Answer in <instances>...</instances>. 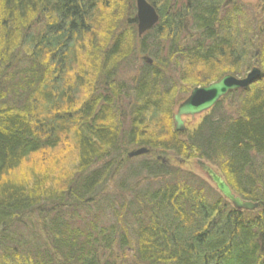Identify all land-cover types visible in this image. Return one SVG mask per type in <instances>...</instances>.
<instances>
[{"label": "trees", "instance_id": "16d2710c", "mask_svg": "<svg viewBox=\"0 0 264 264\" xmlns=\"http://www.w3.org/2000/svg\"><path fill=\"white\" fill-rule=\"evenodd\" d=\"M148 1L139 37L136 0H0V264H264V0ZM255 65L175 131L194 87Z\"/></svg>", "mask_w": 264, "mask_h": 264}, {"label": "water", "instance_id": "95a60500", "mask_svg": "<svg viewBox=\"0 0 264 264\" xmlns=\"http://www.w3.org/2000/svg\"><path fill=\"white\" fill-rule=\"evenodd\" d=\"M136 18L139 37L151 30L159 22L160 16L156 8L148 0H136ZM148 63L152 59L144 57ZM262 70L258 65L251 68L243 77L226 74L219 80L205 86L194 87L190 94L181 101L173 114L174 129L178 132L186 130L185 118L195 117L213 108L229 92L244 89L261 79ZM149 153L146 147H140L128 152V158H134ZM195 164L204 176L214 185L218 192L237 210H256L259 204L242 198L233 192L224 177L210 163L196 159Z\"/></svg>", "mask_w": 264, "mask_h": 264}, {"label": "rangeland", "instance_id": "374dc122", "mask_svg": "<svg viewBox=\"0 0 264 264\" xmlns=\"http://www.w3.org/2000/svg\"><path fill=\"white\" fill-rule=\"evenodd\" d=\"M241 2L242 3H244V5H249L250 7H254V5L256 4V2H257V0H241ZM188 120V119H187ZM187 125H189L188 123H187ZM132 150V149H131ZM131 150H129V151H131ZM135 158H139V156L138 157H134L133 159H135ZM133 159H131L130 161H128V167L129 168H132V170H130V169H128V173H129V175L131 176L132 175V171H133V169H135V168H137V167H139L138 166V163H137V161H135V160H133ZM161 160H163V162L165 163V164H171V165H180L183 169H186V170H189V171H191V172H193V173H195L196 175H198V176H202V177H204L207 181H208V179L204 176V174L198 169V167L196 166V164H195V160H190V161H188V162H184V163H181L180 162V160H179V158H177V157H168V156H164ZM210 183V182H209ZM210 185L212 186V187H214V185L212 184V183H210ZM111 187H112V185H111ZM215 188V187H214ZM216 189V188H215ZM217 190V189H216ZM218 191V190H217Z\"/></svg>", "mask_w": 264, "mask_h": 264}, {"label": "flooded vegetation", "instance_id": "af4514ba", "mask_svg": "<svg viewBox=\"0 0 264 264\" xmlns=\"http://www.w3.org/2000/svg\"><path fill=\"white\" fill-rule=\"evenodd\" d=\"M187 119H188V118H185L186 123H187Z\"/></svg>", "mask_w": 264, "mask_h": 264}, {"label": "bare ground", "instance_id": "6f19581e", "mask_svg": "<svg viewBox=\"0 0 264 264\" xmlns=\"http://www.w3.org/2000/svg\"><path fill=\"white\" fill-rule=\"evenodd\" d=\"M249 71H250V70H249ZM245 75H246V74H245ZM245 75H244V76H245ZM238 77H243V76H238Z\"/></svg>", "mask_w": 264, "mask_h": 264}]
</instances>
